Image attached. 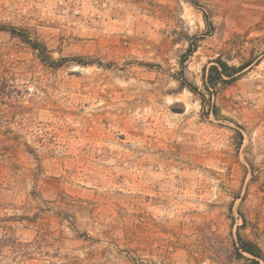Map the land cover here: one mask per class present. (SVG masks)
<instances>
[{
	"label": "rangeland",
	"instance_id": "obj_1",
	"mask_svg": "<svg viewBox=\"0 0 264 264\" xmlns=\"http://www.w3.org/2000/svg\"><path fill=\"white\" fill-rule=\"evenodd\" d=\"M217 59L248 66L208 92ZM239 237L264 264V0H0V264H250Z\"/></svg>",
	"mask_w": 264,
	"mask_h": 264
},
{
	"label": "trees",
	"instance_id": "obj_2",
	"mask_svg": "<svg viewBox=\"0 0 264 264\" xmlns=\"http://www.w3.org/2000/svg\"><path fill=\"white\" fill-rule=\"evenodd\" d=\"M11 35H15V30H10ZM21 40L28 44L32 49L38 51L39 59L42 63L47 64L46 60V48L42 44H38L36 42L32 43L30 40L26 38H22ZM248 64H243L239 67L228 66L225 62L217 59L215 64L208 68L207 76L205 77V89L210 92V89H215L218 84L229 85L235 81L237 74L245 69ZM191 91H196L195 88H190ZM202 100L205 101L204 96H202ZM238 247L237 250L247 254L251 258L250 264H259L260 259H262L261 251L252 243L243 240L242 238H238Z\"/></svg>",
	"mask_w": 264,
	"mask_h": 264
}]
</instances>
